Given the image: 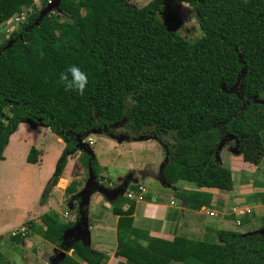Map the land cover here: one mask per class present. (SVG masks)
<instances>
[{
	"label": "trees",
	"instance_id": "trees-1",
	"mask_svg": "<svg viewBox=\"0 0 264 264\" xmlns=\"http://www.w3.org/2000/svg\"><path fill=\"white\" fill-rule=\"evenodd\" d=\"M52 1L42 0L41 8L35 9L33 0H0V27L12 28L0 42V161L21 122L46 127L64 143L39 203L44 204L65 160L76 152L77 137L83 139L120 120L128 100L135 113L157 118L164 131L174 134L170 150L176 146L177 153L169 150L172 170L181 166L182 173H177L189 179L191 174L189 183L196 188H228L231 173L215 162L217 138L212 140L210 134L245 133L249 124L254 130L251 137L262 130L260 108L251 103L239 113L240 98L222 87L232 86L242 75L243 95L264 92V0H152L140 8L126 0H60L38 20ZM169 1L193 10L201 32L198 39L190 41L162 21ZM14 17L19 21L7 24ZM72 66L88 76L83 95L74 88L66 90L61 79L68 74L71 80ZM196 140L206 153L203 159H195L191 151L186 154ZM37 155L31 147L26 162L37 163ZM78 161L99 175L95 159L83 154ZM75 186L71 182L65 194L74 193ZM178 197L191 210L207 207L211 200L210 193L197 190L179 191ZM123 202L128 204L125 210ZM111 205L118 216L113 256L128 264H264V234L258 232L222 231L213 245L184 238L130 244L126 239L135 203L125 197ZM40 222L44 228L36 233L64 252H74L59 264L107 260L80 242L68 246L70 239L63 236L73 224L62 223L54 212L42 215Z\"/></svg>",
	"mask_w": 264,
	"mask_h": 264
},
{
	"label": "crops",
	"instance_id": "crops-1",
	"mask_svg": "<svg viewBox=\"0 0 264 264\" xmlns=\"http://www.w3.org/2000/svg\"><path fill=\"white\" fill-rule=\"evenodd\" d=\"M42 132L49 138L55 140L58 144L57 148L51 154L47 151V148L41 150L37 144L36 146L33 145L38 153L37 163H26V157L32 146L30 147L31 144L27 143L25 138L28 136L36 137ZM20 133L23 134L19 135ZM93 135L95 134H88V136L82 139V142L85 144L84 140L86 139L87 141H91V145L94 146L96 140L93 139ZM116 145L121 147V143L110 145V147L112 146L111 148H115L113 146ZM20 147H24V152L21 155L23 169L29 170L35 168L39 170L37 172L39 181L36 182V194L33 198V200H35L40 193L43 192L47 182L55 173L54 170L52 176L48 179L52 173V166L56 160L59 159L64 149V143L57 136H54L48 128L38 129L27 122L19 123L17 129L9 136L2 153L4 159L0 161V204L2 205L0 206V213L17 214L19 216V221L16 222L10 218H5L6 215L0 220V264H42V261L43 264H48V261L50 263V259L54 257L58 251H61V249L48 242L53 252L41 254V248L39 246H43V242L47 241L36 233L38 228H44L40 222V217L48 212H54L62 223L69 222L73 224L72 228L65 231L66 239H70L71 241L75 236L86 235V247L104 254L107 257L104 264H128L126 259L121 257L115 258L113 256L117 245L116 224L118 216L112 213L113 206L111 205L112 202L115 203L120 198L126 197L128 199V193L132 195L129 200L135 203L132 213V230L126 239L130 244L147 246L152 239L172 242L175 238H184L213 245L219 243L220 232H236L237 228L244 227L246 230L245 234H247L249 231L247 228L256 230L257 227L261 225L262 219L264 218L263 208V211L251 217L254 218L253 220H248V215L252 213L250 207L257 208L259 206L257 204L258 201L264 203V188H257L256 185L252 183L249 184L243 179V176L248 175V173L244 171L245 167H248L251 172L254 170L250 169L249 166H251V164L248 162L245 163L242 160L241 162L237 160L229 161L228 158L226 159V168L228 167L232 171L236 169V165H243L237 176L232 172L233 187L229 191L216 188H196L194 184L189 183L190 181L178 182L177 184L182 187V190H197L211 194L209 206L202 207L199 210H191L184 206L182 199L172 192V190L162 191V187H158L156 183L153 184V192H158L157 194L160 193L161 195L152 199L144 186L146 178L142 176L143 174L141 175L140 170H138L132 162L116 166L109 157L105 154H100L101 152L99 150L97 151L95 148H92L91 152L93 151V159L97 161L101 168L100 174L102 173V175L105 176L104 174L107 173V169L109 167H114L126 173L129 171V176L132 178V181L137 182L136 184H131L130 188H126L127 186L125 187V189H128L126 195L121 194L123 189L121 187L122 185H119L115 187L117 188L116 190H113L114 195H111V200L109 201L106 199V196L102 195L103 190H105L104 187L96 185L95 188L87 189L90 184V179L87 180L86 183L72 180L75 175L77 179L79 178V180H81V171L77 165L79 156L74 153L65 160L61 176L57 184L49 192L45 200L46 203H38L36 214L38 212L41 213L38 219H36L35 213L20 217L21 215L16 211L12 212L15 209H10V207L15 206L11 202L13 199L7 197V195L14 194L17 200H20L16 209L22 213L29 208V205H27L28 203H26L27 198L24 197L29 189H26L27 185L25 182L19 180V177H14V175L11 174L17 170H13L14 163L9 161V154H11L12 150H16V148ZM48 159H51V161L45 164V160L48 161ZM71 165L73 166V171L70 175ZM42 166H48V170L42 171ZM17 169V172H20L18 167ZM102 175H100L101 178L103 177ZM71 182H75V192L67 195V198L63 199V197H65L64 190ZM27 184L31 185L30 182ZM139 188H142L140 191L143 192H139ZM253 192L259 193L253 194ZM251 197H254L252 198L251 205L245 206ZM255 197L258 199H255ZM68 198L69 200H66ZM65 200L66 203H64ZM92 202H94V204H92ZM96 204L101 205L99 214L95 212ZM75 205L78 209L76 215L69 216V211H71V209L75 211ZM121 207L125 210L128 204L123 202L121 203ZM43 208L47 210L45 213H43ZM248 210L249 212H247ZM30 224L33 228L29 226ZM22 229L23 231H21ZM240 233L242 234L243 232ZM34 241H36V244ZM68 244L69 243H67V245ZM15 246L18 248L17 252L14 253L11 249ZM47 248L49 247L46 246L45 249ZM20 251L22 252L21 255ZM73 254V250L66 252V255L71 257H73ZM46 259H48L47 263ZM170 264L180 263L171 262Z\"/></svg>",
	"mask_w": 264,
	"mask_h": 264
},
{
	"label": "rangeland",
	"instance_id": "rangeland-1",
	"mask_svg": "<svg viewBox=\"0 0 264 264\" xmlns=\"http://www.w3.org/2000/svg\"><path fill=\"white\" fill-rule=\"evenodd\" d=\"M41 1L42 0H33L35 9L41 8ZM126 1L130 3L132 6L140 8L147 5L152 0H126ZM50 3L51 2L49 3L47 2L46 5ZM24 10L33 12L34 8H24ZM22 21L23 19L21 20V22ZM162 21L166 25L175 29L181 36L185 37L190 41H195L201 36V32L198 28L197 20L194 17V12L186 4L174 2V1L167 2V6L165 7V12H164V18L162 19ZM12 27L13 28L16 27L17 29V26H12ZM6 29H7L6 25L0 27V42L7 38V35L5 34ZM7 30H8L7 33L10 35L11 29L8 28ZM241 74H243V71L241 72ZM241 78L242 75L238 77V79L232 86H223L222 89L225 90L227 93H232L236 97L240 98L241 107L239 113H241L242 110H245V108L251 103H253L255 106H258L260 108V111L262 113L261 116L262 118H259L258 121L263 124L261 127L262 130L258 131L254 137H251L253 136L254 130L252 129L253 127L249 124L246 126L247 132L245 133L242 130H234L235 131L234 134L222 133V132H218L215 134L211 133L210 134L211 138H213V136H216L217 138V142L214 146L215 162L224 168H226L227 166V162H226L227 158L229 161L237 160L241 162L242 160L245 163L248 162L249 164H251V166H249L250 169H254V170L251 172L248 169V167H245L244 171H246L248 175L243 176V179L249 184L252 183L253 185H256L257 188L259 187L264 188V142H263L264 141V129H263L264 128V92L246 97L241 93V88H242ZM126 107L127 108L125 109V115L120 120L113 122L109 125L103 126V128H98L97 130L87 133L85 137L88 136V134H95L93 135V139L96 140V144L92 146L89 143V141L85 139L84 140L85 146H80V147L77 146L75 154H77L78 156L87 154L91 159H93L94 153L93 151L91 152V150L92 148H95L97 149V151L99 150L101 152L100 154H105L107 157H109L116 166L127 164L128 162H132L134 166L138 168V170H140L141 175L143 174L142 176L146 178V182L144 183V186L148 191L147 193L151 195L152 199L157 198L161 195L160 193L157 194L158 192H153L154 183H156L158 187H162L161 189L162 191L172 190V192L178 195L179 191H182V187L179 186L177 183L183 181L189 182L190 180H192L193 177L191 176V174H189V177H191V179L186 178V176L182 177L181 175H179L178 173H182V169H183L181 166L179 167L175 166L176 167L175 170H177L178 173L177 171L171 169L173 165L170 161L169 150L172 149L173 145L175 144L174 134H172L171 132L164 131V129L161 127L162 126L161 122L157 118L149 115L135 113L133 111V108L129 100L127 102ZM23 133H20L19 135ZM44 135L45 133L42 132L40 135L36 137L28 136L25 138V141L31 144L30 147L31 146L33 147V145L36 146L37 144L41 150L47 148V151L52 154L53 151L57 148L58 144L55 142L54 139H51L47 135L45 136ZM77 139L82 140L79 136L77 137ZM103 139H106L107 141ZM204 139H205L204 137H201L199 139L202 142L201 143L199 141L200 146L201 145L203 146L206 143L204 142ZM212 140H214V138ZM134 142H139V143H134ZM113 143L115 144L121 143V147L116 145L113 146L115 148H111L112 146L110 147V145H115ZM190 149L191 150L186 151V154L191 151L190 153L197 160L203 159L206 156V153L204 152L203 148L198 146L197 140ZM170 151H174V153H177L176 146L174 147L173 150ZM23 152H24V147H20V148H16V150H12L11 154H9V161L14 163L13 170L18 171L17 167L20 169L19 170L20 172L16 171L11 174L14 175V177L17 178L19 177V180L25 182L27 185L26 189H29L27 194H25L24 196L25 198H27L26 203H28L27 205H29V208L22 213L21 211L16 209V206L18 203H20V200H17V197L14 194L7 195V197L9 199H13L11 200V202L14 204L15 207H10V209H15V210H13L12 212L16 211L19 215H21L20 217H23V215L26 216L27 214L30 215L35 213L36 219H38L41 213L38 212L36 214V210L38 207L41 193L35 200H33V198L35 197L36 194V182L39 181V176L37 174L39 170H36L35 168H31L29 170L23 169L22 160H21V155L23 154ZM50 161L51 159H48V161L45 160V164L49 163ZM57 161L58 159L52 166V173L48 177V179L52 176ZM81 162H77L78 168L81 171L80 172L81 180H79V178L77 179L76 175L73 177L72 180H78L80 182L83 181L86 183V181L90 179V184L88 185L87 189L95 188L96 185H100L104 187L105 191H103L102 195L106 196V199L109 201L111 200L110 199L111 195L112 196L114 195L113 190L117 189L115 187L122 185L121 187L124 191L123 194L126 195L128 189H125V187L127 186L126 188H130L131 184L137 183L136 181H132V178L129 176L130 175L129 171H127L126 173L125 171L118 170L114 167H109L107 169V173L104 174L105 176H103L102 173L101 174L99 173V175L95 176L91 168L85 167L84 163ZM43 166H42V171H47L48 166L45 167ZM242 166H243L242 164L240 166L236 165V169L233 171L230 170L228 167L226 169L230 171L231 175L233 172L235 173V176H237ZM72 171H73V166L71 165L70 175ZM100 175H102L103 177L101 178ZM28 182H30L31 185H28L27 184ZM238 182H239V178H238ZM224 187L225 186H222L220 187V189H224L226 191L232 189L233 187L232 176H231V184L227 186L228 188H224ZM138 191L143 192L140 190ZM254 193H259V192H253V194ZM65 198H67L66 194L65 197H63V199ZM252 198L254 197L249 198L248 203L245 206L251 205V201L253 200ZM255 199L258 198L255 197ZM66 200H69V198ZM66 200L64 201V203H66ZM94 202H92V204H94ZM257 204L259 205L257 208L250 207L252 209V213L251 215H248V220L250 219L253 220L254 218L251 217L263 211L264 203L262 201H258ZM0 206L2 205L0 204ZM77 210H78L77 206L75 205V211L71 209V211H69V216L76 215ZM46 211L47 210L43 208V213H45ZM100 211H101V205L96 204L95 212L99 214ZM4 215H6L5 218H10L11 220H14L16 222L19 221L18 220L19 216L17 214H11V213H7V214L0 213V220L4 218ZM247 230H249L248 233L259 232L264 234V218L262 219L261 225L257 227L256 230H252L251 228H247ZM245 231L246 230L244 229V227L242 228L239 227L236 229L235 233L243 232L242 234H245L246 233ZM34 243L36 244V241H34ZM46 246L49 248L45 249ZM39 247L41 248V254L53 252L48 242H43V246H39ZM17 248L18 247L15 246L13 247V249H11V251L14 253L17 252ZM21 253L22 252L20 251V255ZM47 260L48 259H46V263Z\"/></svg>",
	"mask_w": 264,
	"mask_h": 264
},
{
	"label": "water",
	"instance_id": "water-1",
	"mask_svg": "<svg viewBox=\"0 0 264 264\" xmlns=\"http://www.w3.org/2000/svg\"><path fill=\"white\" fill-rule=\"evenodd\" d=\"M59 1H60V0H53L50 4L46 5V6L42 9V11L40 12V15H39L38 20H40V18L43 17L44 15H46L50 10H52L53 8H56L57 5H58V3H59ZM37 22H38V21L36 20L34 24H37ZM9 45H11V42H9L8 46H9ZM77 141H78L77 146H79V147H80V146H85V144L82 143V140L77 139ZM80 144H81V145H80ZM89 153H90V151H89ZM103 191H105V190H103ZM123 193H124V191H122L121 194L123 195ZM253 233H256V232H253ZM258 233H259V232H258ZM247 234H250V233H247ZM70 235H71V234H70ZM63 238H64V239L67 238V237L65 236V233H64ZM86 239H87L86 235H85V236H84V235H81V236H79V235H78V236H75L73 239H71V241L69 242L68 246H71L73 243H77V242H81V241H82L81 243L83 244V246H87V245H86V243H87ZM65 256H66V252H64L63 250L58 251V252L56 253V255L50 259V263H49V264H59L62 260H64Z\"/></svg>",
	"mask_w": 264,
	"mask_h": 264
},
{
	"label": "clouds",
	"instance_id": "clouds-1",
	"mask_svg": "<svg viewBox=\"0 0 264 264\" xmlns=\"http://www.w3.org/2000/svg\"><path fill=\"white\" fill-rule=\"evenodd\" d=\"M68 72L71 74V80L68 74L61 75V79L66 82V90L74 88L78 94L83 95L89 83L88 76L76 66H72Z\"/></svg>",
	"mask_w": 264,
	"mask_h": 264
},
{
	"label": "built area",
	"instance_id": "built-area-1",
	"mask_svg": "<svg viewBox=\"0 0 264 264\" xmlns=\"http://www.w3.org/2000/svg\"><path fill=\"white\" fill-rule=\"evenodd\" d=\"M17 18H18V19H17ZM19 19H20L19 17H14V18L10 19V20L8 21L7 24H10V23L12 24V23H14V22L17 23V22L19 21ZM21 19H22V18H21ZM6 27H7V29L10 28V29L12 30L11 26H7V25H6ZM7 29H6V32H8ZM89 143L91 144V141H89ZM139 190H142V188H139ZM127 197H128V198H131L132 195H131L130 193H128V194H127ZM247 212H249V210H248ZM21 231H23V229H22Z\"/></svg>",
	"mask_w": 264,
	"mask_h": 264
}]
</instances>
